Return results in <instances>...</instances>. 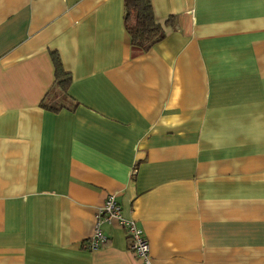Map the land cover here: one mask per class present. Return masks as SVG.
<instances>
[{
	"label": "crops",
	"instance_id": "1",
	"mask_svg": "<svg viewBox=\"0 0 264 264\" xmlns=\"http://www.w3.org/2000/svg\"><path fill=\"white\" fill-rule=\"evenodd\" d=\"M149 1L142 50L124 0H0V264H143L84 247L110 193L151 264H264V0Z\"/></svg>",
	"mask_w": 264,
	"mask_h": 264
},
{
	"label": "trees",
	"instance_id": "2",
	"mask_svg": "<svg viewBox=\"0 0 264 264\" xmlns=\"http://www.w3.org/2000/svg\"><path fill=\"white\" fill-rule=\"evenodd\" d=\"M125 8V28L130 37V43L142 50H146L160 41L164 36L163 26L155 19L153 8L149 0H124ZM52 63L54 66V88L50 95H61L65 97L70 84V74H68L61 63L58 53L52 52ZM47 109L57 110L64 107L65 103L42 102Z\"/></svg>",
	"mask_w": 264,
	"mask_h": 264
},
{
	"label": "built area",
	"instance_id": "3",
	"mask_svg": "<svg viewBox=\"0 0 264 264\" xmlns=\"http://www.w3.org/2000/svg\"><path fill=\"white\" fill-rule=\"evenodd\" d=\"M110 221H116L124 229L129 249L142 260L143 264H151L147 238L134 220L122 216L116 196L111 193L106 196L102 205L97 209L93 234L84 243V247L94 250L104 245L107 238L101 231L100 224Z\"/></svg>",
	"mask_w": 264,
	"mask_h": 264
}]
</instances>
